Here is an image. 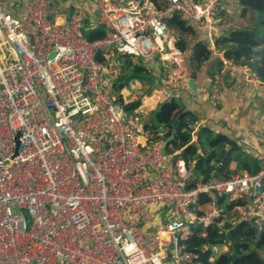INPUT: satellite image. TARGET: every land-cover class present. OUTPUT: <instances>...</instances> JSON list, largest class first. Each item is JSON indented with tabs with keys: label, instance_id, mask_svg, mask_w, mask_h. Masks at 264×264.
Instances as JSON below:
<instances>
[{
	"label": "built area",
	"instance_id": "obj_1",
	"mask_svg": "<svg viewBox=\"0 0 264 264\" xmlns=\"http://www.w3.org/2000/svg\"><path fill=\"white\" fill-rule=\"evenodd\" d=\"M79 1L0 0V264H191L182 240L192 227L224 231L220 196L251 197L247 215L264 218V163L255 174L194 182L178 152L141 140L142 108L192 91L187 52L168 25L175 14L207 29L204 41L222 64L209 92L214 107L224 74L233 81L250 71L216 45L226 0H158L160 8L85 0L107 30L95 41L84 34ZM64 4L69 15L52 22L51 6ZM125 56L163 88L130 80L115 90ZM202 196L210 200L204 213ZM210 250L213 262L231 244Z\"/></svg>",
	"mask_w": 264,
	"mask_h": 264
},
{
	"label": "trees",
	"instance_id": "obj_2",
	"mask_svg": "<svg viewBox=\"0 0 264 264\" xmlns=\"http://www.w3.org/2000/svg\"><path fill=\"white\" fill-rule=\"evenodd\" d=\"M154 1L160 8L158 0ZM237 1L241 8V19L250 18L252 24L248 27L226 30L216 39V45L227 58L250 68L256 78L264 83V0ZM224 16L225 11H219L217 16V19H221L219 25L228 26L229 21L225 20ZM168 25L177 37V48L184 52L192 50L193 65L190 67L192 78L195 79L197 71L208 64L210 77L222 70L221 62L218 59H211L205 41L198 39L197 28L187 25L179 14H175L168 21ZM83 31L90 41L102 39L107 35L105 27L92 26L87 19ZM97 58L102 60V53H98ZM123 63L122 76L113 82L115 90L124 89L130 80L140 81L148 86L149 90L153 88L155 79L145 67L134 64L129 56L123 58ZM183 106L182 100L177 96L161 103L154 117L145 125L144 135L149 142H161L174 134V139L164 148V152L166 154L179 152L174 157L175 161L184 160L189 168L193 165L191 174L194 182H207L211 178L229 179L242 170L255 174L261 169L260 161L240 153L238 143L225 134L215 132L205 125L196 131L198 117L193 112L182 111ZM134 107L128 110L131 111ZM195 136L196 143H193ZM226 146L230 150L221 157V150ZM200 149H203L204 154ZM235 153L238 155L235 156ZM241 157L242 159L238 161ZM233 162H238L234 169ZM218 202L224 209L222 215V220L225 221L224 231L217 227H192L182 240V246L195 256L191 264H226L235 258L236 264H264V218L254 216L248 219L243 216L241 220L236 219L238 211L248 210L252 202L251 197L232 199L223 195L219 197ZM209 209L210 200L207 196H202L198 201L199 212L204 213ZM225 242L231 244L230 255H222L211 262L213 255L210 247Z\"/></svg>",
	"mask_w": 264,
	"mask_h": 264
},
{
	"label": "crops",
	"instance_id": "obj_3",
	"mask_svg": "<svg viewBox=\"0 0 264 264\" xmlns=\"http://www.w3.org/2000/svg\"><path fill=\"white\" fill-rule=\"evenodd\" d=\"M227 1L228 0H226L225 3ZM231 1L236 2L237 5L240 6L237 0ZM79 2L83 5L87 13V20H89L92 26H97L99 18L93 4L86 2L85 0H80ZM59 12L67 14V4L62 6L52 5L49 11L51 17ZM197 31L199 34L198 39L202 41L206 40L208 33L207 29L199 28ZM220 33L224 34V31H220ZM211 59L214 60L216 58L211 57ZM208 69L209 64L197 71L195 80L198 84V90L196 92L190 90L177 91L175 92V95L182 100L186 107V112H193L199 118L196 131L199 130L200 126L205 125L211 127L215 132L225 134L238 143L241 148L240 153L260 161L263 165L264 83L259 81L252 70L248 67L247 69L250 71H240L233 81L224 74L221 89V105L219 107H214L210 103L209 92L213 86L212 82L214 75L221 71H217L212 77H210ZM189 75L190 78H192L190 69ZM154 86H156V89L160 87L163 88L160 83H154ZM146 89H148V87H146ZM161 103L163 102L154 103L151 107H145L149 109V112H144L143 121L145 120V125L149 123L150 113L155 112ZM144 134L142 135V140L143 142H148V139ZM193 143H196V136L193 139ZM223 150H226L227 153L230 148L226 146ZM223 150H221V152ZM200 152L204 154L203 149H200ZM236 155H238V153H235V156ZM241 159L242 157L238 161ZM237 163H232V169L235 168ZM213 164L214 162L212 165ZM192 168L193 165H191L190 169L192 170ZM246 172V170H242L239 174ZM262 201H264V199ZM250 204L252 205V202ZM243 210L244 209L240 210V220L243 219ZM247 218H252V216L247 215Z\"/></svg>",
	"mask_w": 264,
	"mask_h": 264
},
{
	"label": "rangeland",
	"instance_id": "obj_4",
	"mask_svg": "<svg viewBox=\"0 0 264 264\" xmlns=\"http://www.w3.org/2000/svg\"><path fill=\"white\" fill-rule=\"evenodd\" d=\"M219 7H226V8H223V9H225L224 10L225 11V16L224 17H225V20L228 19V21H229V25L228 26L224 25V24L223 25H219L221 19H218L217 26L220 28V30L222 32L223 31L226 32V30H229V29H239L241 27H248V26H250L252 24L251 21H250V18H247V19H244V20L241 19L240 13H239L240 6H238L236 2L228 0L226 3L222 2L219 5ZM141 95H143V94L141 93ZM183 110L184 111L186 110L185 106H183L182 111ZM142 112H149V109L148 108H142ZM155 113H156V111L150 113V116H149L150 120L154 117ZM142 121H143V119H142ZM165 211H166V209H165ZM163 212H164V210H161L160 213L163 214ZM246 213L247 212L245 210H243V216L247 218V214ZM236 217H237L236 219L240 220V217H241L240 211L237 212V216Z\"/></svg>",
	"mask_w": 264,
	"mask_h": 264
},
{
	"label": "water",
	"instance_id": "obj_5",
	"mask_svg": "<svg viewBox=\"0 0 264 264\" xmlns=\"http://www.w3.org/2000/svg\"><path fill=\"white\" fill-rule=\"evenodd\" d=\"M142 4V3H141ZM67 15H69V13H67ZM69 17V16H68ZM51 20H52V22H54V17H51ZM191 55H192V50H189L188 52H187V55H186V57H185V66L186 67H190V66H192L193 65V63H192V60H191ZM53 56V55H52ZM189 86L191 87V90L192 91H194V92H196L197 90H198V84H197V82H196V80L194 79V78H191L190 79V81H189ZM175 125V123H173L172 124V126H174ZM174 139V134H172L171 135V137L170 138H168L165 142H164V148L172 141ZM225 153H226V150H223L222 152H221V157H223L224 155H225ZM236 258L235 259H233V260H230V261H228L226 264H236ZM201 263H203V260H201Z\"/></svg>",
	"mask_w": 264,
	"mask_h": 264
},
{
	"label": "bare ground",
	"instance_id": "obj_6",
	"mask_svg": "<svg viewBox=\"0 0 264 264\" xmlns=\"http://www.w3.org/2000/svg\"><path fill=\"white\" fill-rule=\"evenodd\" d=\"M142 140V139H141Z\"/></svg>",
	"mask_w": 264,
	"mask_h": 264
}]
</instances>
